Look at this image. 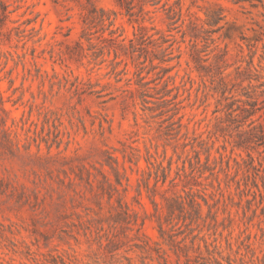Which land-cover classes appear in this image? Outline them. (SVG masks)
<instances>
[{"label":"rangeland","instance_id":"1","mask_svg":"<svg viewBox=\"0 0 264 264\" xmlns=\"http://www.w3.org/2000/svg\"><path fill=\"white\" fill-rule=\"evenodd\" d=\"M260 126L264 0H0V264H264Z\"/></svg>","mask_w":264,"mask_h":264},{"label":"trees","instance_id":"2","mask_svg":"<svg viewBox=\"0 0 264 264\" xmlns=\"http://www.w3.org/2000/svg\"><path fill=\"white\" fill-rule=\"evenodd\" d=\"M119 1H121V0H119ZM102 14L104 16L105 15V11L102 10ZM92 18H93V15H92ZM95 19H98V21L103 22V23L105 22L104 17H95ZM121 36H122L121 34L120 35H116V31L111 30L110 37L107 38V37L102 36L103 37L102 40H104V42H110L109 44H113V43L118 44L120 49H122V52L124 54H127L128 53L127 51H129V50L132 51V50L136 49L137 45H138V48H144V46L147 45L149 40H154V34H151L149 32V28L146 25H144V24H140L139 25L138 29L134 32V37L133 38H121ZM115 54L118 57L119 52L115 50ZM244 111L247 112L249 115H252V112H249V110H244ZM252 123H254V121H252ZM260 127H261V136H264V128L262 126H260ZM247 132H250V131H247ZM232 151H234V149ZM210 156H211V153L209 151V155H208L207 159H209ZM221 156L223 158L225 156H228V158L232 157V156H229L227 154L226 155L221 154ZM250 158L252 160V165L254 166V161L255 160H254V158L252 156H250ZM179 248H180V250H182L181 246H179ZM158 253L160 255L159 251H158ZM175 253L177 255L176 264H183L182 263V258H181L182 255L179 253L178 250H175ZM186 257H187L186 264H189L191 258L188 257L187 255H186ZM164 261H165L164 264H169L166 258H164ZM218 263L221 264L219 261H218Z\"/></svg>","mask_w":264,"mask_h":264}]
</instances>
